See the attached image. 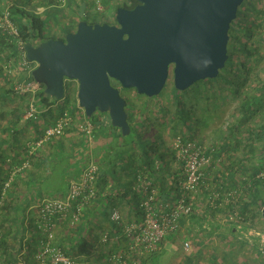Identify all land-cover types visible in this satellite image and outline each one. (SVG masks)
<instances>
[{
	"label": "rangeland",
	"instance_id": "1",
	"mask_svg": "<svg viewBox=\"0 0 264 264\" xmlns=\"http://www.w3.org/2000/svg\"><path fill=\"white\" fill-rule=\"evenodd\" d=\"M67 1L68 5L72 2V8L67 5ZM250 1H252L251 3L253 5H250ZM62 2H65L61 3L62 6L66 5L65 7L54 8L41 14L48 27L46 31L48 37L56 38L59 35L65 37L68 34L67 32H75L77 30L78 21L84 18L88 20V23L98 22L100 24H115L116 10L118 7L125 4L130 5L131 0H86L87 5L85 9L80 7L84 6V0H63ZM262 3H264V0H246L243 3V10L240 7L239 11L241 10V12L245 11L248 13L251 20L254 22L262 21V25L264 26V4ZM99 5L102 7V11L97 10ZM256 32L258 33V30ZM259 32L261 34L259 36L257 34V36L253 37L251 40L242 37L244 34H241L242 43H247L249 46L253 47L258 38L264 39V27L263 30ZM35 35H38V33L36 32ZM258 45L264 57V44ZM17 59V57H14L9 61V64L4 63V65H0L3 66L4 75L6 76H0V93L10 88V86L7 85V79H9L17 85L15 89L17 88V91L25 97L19 98L22 96L20 94L19 96H11L9 99L0 101L1 126L5 125L7 121L3 120V114L13 109H18V111L22 113L23 123L24 121L25 123L28 122L25 119V112L23 111L26 110L30 102L29 96H33V93H23L22 89L28 86V84L24 82V79L27 78L29 72L33 70L34 66L37 64L34 63V65L25 66L23 62H21V64L18 62L17 64ZM239 67L242 69L241 65ZM21 79L23 80L21 81ZM263 79L264 59L260 60L258 64L254 62L252 72L248 75V81L245 83L241 82V84H244L240 89L243 94L239 99L230 92L225 84L220 82L208 83V85L200 86H195V84L187 90L189 91L188 94L186 93L189 96L187 99V110L191 109L193 113L190 126L194 127L196 123H198L197 121H200L202 125L201 130L197 133L196 142L200 143L205 150H215L216 152L214 155V152L212 153L213 156L210 155L212 162L207 169H205L203 187L206 189L205 191L208 190V192L206 194L205 191L202 190V187L200 188L195 197L196 208H194L192 212L196 218L191 219L190 216L186 219L183 225V231L179 234L177 233V236L175 235V241L171 244L165 243L162 251L157 253V255H159L157 260H151L147 264H264V254L262 251L264 243V220L260 203L259 205H254L251 208V213L244 219L241 217L240 209L236 208L234 212H231L227 208L230 202L237 203L240 196L252 200V191H250L248 185H243L241 182L247 181L249 185H251V179L253 178L264 179V168L259 173H257L258 169H255L256 165L264 161V131H260V128L264 129V116H257L254 120L241 128L239 143L236 144L238 140L237 137L231 136V127L238 125L242 118V114L239 110L242 99L245 98L246 95H257V89L263 87ZM20 81L21 84L19 85ZM241 84H239V86ZM66 86L73 88L77 94V82L67 81ZM174 88V77L171 71L168 83L159 96L149 98L144 95H138L135 91H126L122 94L128 103L127 112L131 117L130 120L133 124V130L129 136L124 137L122 134L120 135L119 131L113 128V134L110 138L111 143L107 145L108 149L106 148V153L108 152L107 155L111 160L118 159V157L125 159L126 157H130L133 153L134 156H136V154L139 156L142 152L139 146L144 144L149 150L153 151L157 147L158 152L161 151L167 154V166L169 167L170 165L171 167L168 168V170L174 171L176 170L175 167L180 170L181 167L179 162L172 156L174 151L173 147L178 140V135L171 130L170 125H163L164 119H169L171 114L176 111V101L173 99V96L178 98L182 95ZM194 89H198L200 92L197 93L195 97ZM31 104L32 102L30 105ZM163 108H166L168 111L165 113ZM62 109L63 103L60 107L50 110L49 115L56 114ZM143 116L148 120L143 119ZM44 119L46 118L44 117ZM49 119L51 118L49 117ZM36 122V125H42L43 119H39ZM26 125L30 124L26 123ZM78 128L81 131H86V124L84 123ZM100 131L101 129L95 131V135ZM117 136H121L124 143L119 144ZM32 137L30 139H32ZM55 139L60 140L57 141V144L64 141L63 136L54 138V140ZM143 139L145 141L141 143ZM105 141H108V136L103 140V143H105ZM92 142L93 141L87 136L85 148L82 149L80 154L83 153L84 150H89ZM227 144L229 145L227 146ZM45 145H47V143ZM47 146L43 149L41 148V155L44 157H47V153L45 152ZM47 150L53 152L52 149ZM53 153L55 154V152ZM219 154L221 155L217 159L215 156ZM61 155H58L59 160L58 157L57 159L54 157L52 158L55 161V165L52 164L53 175L49 182L51 184H57L61 180L62 187L67 186L66 173H68V166H66L67 157H65V153ZM94 160H96L95 157ZM117 164L116 162V165ZM229 173H236V179L241 181V191H230V194L225 195L223 193L224 195L220 196L219 190H221L222 187L230 189L233 184L232 178L228 177ZM128 177L131 179L132 174ZM50 183H46L45 187H51ZM262 185L263 186L258 188V191L264 197V182ZM228 195L232 197L234 201H230ZM216 199L220 201V211L218 212H215V209H217ZM232 228H235V233H231ZM53 230L55 237H57L55 226ZM105 233H110V231H106L103 234ZM186 242L190 243L188 251L185 250L184 246ZM114 246L115 244H109V246L103 244L102 251L103 248H107L109 251ZM113 255H116V252ZM117 255H125V252H118ZM127 258L132 262L134 260V257L129 254H127ZM128 260L127 264H129ZM109 263L117 264L119 262L110 261ZM93 264L100 263L94 262Z\"/></svg>",
	"mask_w": 264,
	"mask_h": 264
},
{
	"label": "trees",
	"instance_id": "2",
	"mask_svg": "<svg viewBox=\"0 0 264 264\" xmlns=\"http://www.w3.org/2000/svg\"><path fill=\"white\" fill-rule=\"evenodd\" d=\"M7 1L8 0H0V4H1L0 21L3 18L6 11H8L10 13V20L12 24L18 30L19 37L11 36L8 32L0 29V65H4V63L9 64V61H11V59H13L14 57L18 58L16 60L17 64L18 62L20 64L21 62H23L24 65V62L26 61L28 63L27 65H34V63L29 62L25 58L26 53L24 54L23 51L20 49L19 43L23 42L24 45L26 43H33L35 46H37L42 41L55 37H48L46 35V31L48 27L43 16L41 14L35 13V11L28 9V6L33 0H26V1L15 0L12 1L11 4H7L6 3ZM251 2L252 1H250V5H253ZM138 3L139 2L137 0H131L130 5L125 4L120 7L133 9L136 7ZM7 5H9V7L5 11V7ZM54 5H56L55 0L51 1V3L48 6L51 7ZM243 8L244 5L241 6L242 10ZM82 20L88 22L86 18ZM91 24H94V22H92ZM262 24H263L262 21L260 22L252 21L248 13H246L245 11L241 12L240 10L237 19L231 25V29L229 33L230 43L228 46L229 60L227 62L225 69L220 73L217 79L201 81L196 83L195 86L208 85V83L220 82L225 84L229 88L230 92H232V94L236 96L237 99H239L243 94L240 89L244 84H241V82L245 83L246 81H248V75L252 72L253 63L255 62V64H258L260 60L264 59L261 53V49L258 45V44H264V39L258 38L254 46L252 47L249 46L247 43H242L241 34H244L242 37L251 40L253 37H256L257 34L258 36L261 34L259 31L263 30L264 26ZM257 30L258 33L256 32ZM36 32L38 33V35H35ZM59 39H65V37ZM240 65L242 69L239 67ZM35 67H37V65L34 66L33 69H35ZM0 76H5L3 66H0ZM22 80L23 79H21V81ZM21 81L19 85L21 84ZM24 82L27 83L28 85L31 83L37 84L32 76V72H29V75L27 76L26 79H24ZM239 84L241 85L239 86ZM7 85H9L10 88L7 90L5 89L0 93V101L4 99L5 100L9 99L11 96L14 97L19 96L21 94L19 91H17V88L15 89L17 85L11 82L9 79H7ZM39 87L40 89L35 93V96L34 95L29 96L30 102L28 103L26 110L23 112H25L26 114V112L29 111L30 103L33 102L34 106L40 112L39 119H41L42 117L44 118L47 115V112L45 113L44 111L52 108L57 102H59V100L46 95L44 86L39 85ZM188 92L189 91H186L185 93L179 92V94L182 95L178 98L173 96V99L176 101L175 102L176 111L175 113L171 114L169 119H164L163 121V125H170L171 130L174 131L176 135H178L177 138L180 139L183 143H186L187 141L196 142L197 133L202 128L200 121H197L198 123H196L194 127L190 126V120L193 116V113L191 112V109L187 110V105H188L187 99L189 97L187 95ZM194 93H195L194 94L195 97L197 93L200 92L198 91V89L197 90L194 89ZM24 97L25 96L22 95L19 98H24ZM63 101H64V106L63 109L58 113L57 119L65 112H69L74 121L76 119V112L81 108L79 106L77 94L73 88L66 86L65 99ZM14 110L15 111L13 112V115H10V113H8L10 111L3 114L4 115L2 116L3 120H7V121L5 125L2 126L0 125V131L5 136L4 139L6 138L9 140V142H4V140L0 139V264H41V261L37 259V256L40 253V251L46 247V244L49 241L48 234L44 230L45 220L42 214L38 211L37 207L36 210L33 209L29 210V208L32 206L34 201H31L32 197H29L31 196L29 195V193L28 194L22 193L20 190L21 188L20 186L22 182L20 180L21 179L20 177L21 174L24 173L25 171L21 172L12 181H11V175L15 168H21L25 162L29 161L30 163L31 159L38 157L39 154H41L42 149L41 148L38 149L37 150L38 153L35 152L32 156L29 155L27 149L25 151L26 153L25 159L20 158V153L16 154L17 151H15V148H17V146L16 144L14 145V143H17L15 137L17 138L18 136L16 127H18L20 122L22 121V113L18 111V109H14ZM163 110H165V113L166 111H168L166 110V108H163ZM239 110L242 114L240 123L238 125H234L233 127H231V136H235L238 139L236 144L239 143L240 141L239 138L241 136L240 135L241 128L247 125L252 120H254L257 116L260 115L264 116V84L263 87L257 89V95H253V96L246 95L245 98L242 99ZM53 118H55V116H53ZM83 118L89 121V123L93 127V130L109 129L108 131H111L114 128L111 125L109 116L94 115L92 118H87L86 114H84ZM130 119L131 117L129 115V124L133 130V124L131 123ZM143 119L148 120L146 117L144 118V116ZM27 121H28L27 123L33 125V127L37 126L36 120L30 119ZM114 129L119 131L121 135L120 129L118 128H114ZM261 130L264 131V129L260 128V131ZM42 136L43 134L39 138L41 139ZM38 140L39 139L37 140L35 139L34 141H38ZM144 141L145 140L143 139L141 143ZM228 145L229 144H227V146ZM140 148L142 151L141 158L142 160H144L143 165H145L146 167L141 166V168L137 169L135 167L136 160L131 162L133 164L131 165V168H132L134 182H136L138 176H143L146 179H151L153 186L158 191V200L160 201H162L163 199L167 200L170 197L169 196L170 194H178L179 193L178 185L181 180V175L179 173L172 174L173 178L171 184L165 181L163 175L159 176V174H164V173L169 174L168 173L169 170L167 166L168 164L166 159L167 154L161 151L158 152L157 147L153 151L149 150L147 146L144 144L140 145ZM9 152H12L13 155L14 154L16 155L11 156L9 155ZM212 153L214 155L216 153L215 150L213 151L206 150V154L208 156L210 155L213 156ZM220 155L221 154L215 157L218 159ZM172 156L176 158L175 151H173ZM96 163L99 165L100 161H96ZM99 166L101 171V165ZM263 168H264V161L261 162L259 165L255 166V169H258L257 173H259ZM235 174L229 173L228 177L232 178L233 184L231 185L230 189L229 188L227 189V187L225 188L222 187L221 190H219L220 196H223L224 194L225 195L230 194V191H236V192H238L237 190L241 191V186H240L241 181L239 179H236ZM100 180H101V186L104 189L107 184L106 179L105 177H101L99 173V178H98L99 183ZM220 180L224 181L223 179ZM263 182L264 179L262 180L260 178L251 179V185H249V182L247 181L241 182L243 185H248V188L250 189V191H252L253 194L252 200H248L246 197L240 196L237 203L230 202L227 205L228 210L234 212L236 208L240 209V214L243 219L246 218L247 215L251 213L252 211L251 208L254 205H259L260 203V208L262 210L264 207V197L262 194L259 193L258 188L260 186H263L262 185ZM8 183L10 184L8 187H6ZM61 183H62L61 180L60 183H57V185L59 186L58 188L60 190H65V191L68 190L67 186L69 187V184H67V186L61 187ZM48 188L50 187H46V189ZM202 190L205 191L206 189L202 186ZM49 191L50 190H47L46 192ZM101 192H100V187H98L97 199L90 206L86 207V209L83 211L79 223L72 225L70 221L71 219L70 216L66 220H62L57 215H49L50 216L49 218L51 220L50 221L51 225L55 226V224L58 221L59 222L65 221V223H67L73 231H77V229L84 227V225H86L85 223V220L87 218L86 215H88V212L92 211V210L90 211L91 207L93 206L95 207L99 203ZM207 192L208 190L205 191L206 194ZM117 193L118 191L116 190L114 193L112 192L111 194H108V199L110 200L109 204H112V201L116 200L115 198L118 197ZM135 194H136L135 198H138L140 200L139 203L140 217L138 218L140 220L143 217V210L140 205L144 197L140 193L136 192ZM195 197L196 196H194L192 202L193 209L196 208ZM228 197L230 201H234L233 198L230 197L229 195ZM215 201L217 204V209H215V212H218L220 211L219 209L220 201L219 199H216ZM40 202L41 200L37 201V205H39ZM111 206H115V205H111ZM189 217H187L186 219H188ZM190 218L194 219L196 218V216L191 214ZM186 219L182 220L181 228L177 232L178 234L183 231V225ZM131 222L132 221H130L127 224H130ZM112 224L116 228L114 227L113 232L109 233L110 238L115 237L117 234L119 235V232H117L118 229L123 231L124 228L123 225L121 227H117L115 223L112 222ZM234 229L235 228L231 229V233H235ZM177 233L166 236L164 240V244L173 243L176 239V236L178 235ZM124 238L127 239L125 236ZM73 240H75V242H73V245L74 243L75 245L73 247H67L62 243L61 239L57 236L54 237V240H52L51 246L59 247L66 255L79 259L82 264H86L94 255L95 245L82 235L79 236L78 239H73ZM113 254L110 256V258H112ZM127 254L134 257L133 262L128 260ZM153 255H156V259L158 258L157 253ZM153 255H148L143 257H140L138 255H133L130 253V248H129L128 252H125L124 257L126 261L127 260L129 261V264H133L135 261L140 262V264H146L145 263L146 260L152 257ZM46 260H47V264L51 263L49 257H47ZM117 264H121V263H117Z\"/></svg>",
	"mask_w": 264,
	"mask_h": 264
},
{
	"label": "water",
	"instance_id": "3",
	"mask_svg": "<svg viewBox=\"0 0 264 264\" xmlns=\"http://www.w3.org/2000/svg\"><path fill=\"white\" fill-rule=\"evenodd\" d=\"M137 1L133 9L116 10L115 25L82 20L65 39L24 47L26 59L37 64L32 76L46 95L62 101L66 82H77V99L87 118L107 113L124 137L132 132L128 103L111 80L154 98L165 89L171 71L179 92L217 79L229 60L231 25L246 0Z\"/></svg>",
	"mask_w": 264,
	"mask_h": 264
},
{
	"label": "built area",
	"instance_id": "4",
	"mask_svg": "<svg viewBox=\"0 0 264 264\" xmlns=\"http://www.w3.org/2000/svg\"><path fill=\"white\" fill-rule=\"evenodd\" d=\"M97 10L102 11V7L99 5ZM0 29L8 32L11 36L19 37L18 30L12 24L8 11H6L0 21ZM19 46L25 54L24 43L20 42ZM27 64L25 61L24 65L29 66ZM39 89V85L31 83L25 89H22V92H31L35 96V93ZM39 114L40 112L32 102L29 111L25 114V119L37 121V119L39 120ZM84 123L86 124V132L89 138H91L93 127L87 120ZM72 124V116L69 112H65L54 124H51L44 130L41 139L32 141L29 144V155L32 156L38 149L54 140V138L63 136L65 130L71 127ZM173 149L176 159L181 165L183 174L178 185L179 193L176 195L173 203L158 200V191L153 186L151 179H146L143 176H138V179H136L134 190L144 197L140 205L143 210V217L138 221L126 224L123 228V235L129 240L130 253L133 255L143 257L161 252L166 236L177 233L181 228L182 220L191 216L193 212V198L204 184L205 169L212 162V158L206 154L204 147L198 142L187 141L183 143L178 139ZM29 167L30 163L28 161L21 168H15L11 175V181ZM99 173V165L93 157L90 158L82 170L81 178L70 181L64 199L46 198L37 206L38 211L45 220L44 230L48 234L49 239L46 247L37 256L41 264H47V257L50 258V264H82L79 259L66 255L59 247L51 246L55 235L53 230L54 225H51L49 215H57L62 220H66L70 216L72 225L79 223L83 211L98 197ZM111 221L117 227L123 225L121 213L117 209L112 210ZM120 238L121 236L118 234L110 238L109 233H105L101 237V243L107 245L117 244ZM184 246L185 250L188 251L190 243L186 242ZM124 256L113 255L110 261L127 264ZM133 264H140V262L135 261Z\"/></svg>",
	"mask_w": 264,
	"mask_h": 264
},
{
	"label": "crops",
	"instance_id": "5",
	"mask_svg": "<svg viewBox=\"0 0 264 264\" xmlns=\"http://www.w3.org/2000/svg\"><path fill=\"white\" fill-rule=\"evenodd\" d=\"M12 1H15V0H8L6 3L11 4ZM22 1H26V0H22ZM51 1L53 0H33L28 6V9L35 11V13L37 14H42V13L44 14L47 11L52 10L54 8L66 6V5L65 6L61 5V3H65V2H62L63 0H55L56 5L50 7L48 5L51 3ZM84 1H85V3L83 2L84 6H80V7L85 9L87 2L86 0ZM71 4L72 2L68 5V1H67V5L70 8H72L73 6ZM8 7L9 5L5 7V11L8 9ZM79 22L80 21H78L77 26ZM71 32H74V31H71ZM71 32H67V33H71ZM57 38L59 39V38H64V37L59 35L58 37H56V39ZM62 103L64 106V101L62 100V101L57 102L52 108L44 111L45 113L47 112V115L45 117L46 119L43 118L42 125L40 124L39 126L37 125L36 127H33V125L31 124L26 125L27 122L25 123L24 121L23 123V121H21L19 126L16 127L18 136L17 138L15 137V140L17 143H14V145L16 144L17 148H15V151H17L16 154L20 153L21 159L23 158L25 159L26 157L25 151L27 149L29 152L28 147H29V144L32 142L31 140L34 141L35 139L36 140L40 139L39 137H41V135L43 134L44 129L50 126L51 124L55 123L59 112L53 115L52 114L49 115V111L54 108L56 109L60 107ZM14 111L15 110L13 109V110H10V112L8 113H10V115H13ZM84 114L85 112L82 109L76 112V119L73 121V124L71 125V127L66 129L63 135L65 142L62 141V143L59 142L57 144V141H60L59 139L50 141L47 144L48 146L45 145L47 146V148L45 149V152L47 153L46 155L47 157H44L41 154H39L38 157L31 159L30 167L24 173L21 174L20 180L22 182H21L20 190L22 193H26V194L29 193V195H31L29 197H32L31 201H34V202L32 206L29 208V210L31 209L36 210V207L38 206L37 201L39 200L42 201V199H46L48 197L64 199L68 191V190L66 191L60 190L59 188L57 189V187H59L57 184H51L49 182L50 177H52L53 175L52 166L55 165L54 163L55 161L54 159H52L53 157L57 159L58 155L65 153V157H67L66 166H68V173H67L68 183L67 184H69L71 180H79L81 178L82 170L84 169L87 161L90 158L95 157L96 161H100V164H99L101 165L100 176L105 177L107 184L105 188L103 189L101 186V180H100V183L98 182V187H100V192L101 191L103 192H101L100 194L99 203L95 207L94 206L91 207L90 211L91 210L92 211L88 212V215H86L87 216L85 220L86 225H84V227L80 229H77V231H73L69 227V225L65 223V221H62V222L58 221L55 224V230L57 232V236L61 239L62 243L66 245L67 247H73L75 245V243L73 245V242H75V240L73 239H78V237L81 235L87 238L90 242H92L95 245L94 255L89 260V262H87L86 264H93L94 262H98L100 264H110L109 263L110 262L109 260L111 259L110 256L115 252L116 254L118 252L119 253L128 252L130 243L128 239L124 238L123 231L118 229L117 232H119V235L121 236L118 243L115 244V246L112 247V249H110L109 251L107 248L106 249L103 248V251H102V247H103V244L101 243L102 234L106 231L113 232L114 230L115 226L112 224V221H111V214H112L113 209H117L121 213L123 227L130 221L133 222L135 220H139L138 218L140 217L139 216L140 200L138 198H135L136 191L134 190L135 182L133 180V173H132V168H131V165L133 164L131 162L136 160L135 167L137 169L141 168V166L143 167H146V166L143 165L144 160H142L141 158L142 152L139 156L137 154L136 156H134V153H133L130 156L132 158L126 157L125 159H123L121 157H118V159L117 158L115 160L113 159L114 161L111 160L109 156L107 155L108 152L106 153V148L108 149L107 145L111 143L110 138L112 137V134H113L112 130L108 131L109 129L101 130L96 135L94 132L97 130L96 129L92 130L93 139H92V136L90 138V140L93 141L92 145L89 150H84V152L80 154L82 149L85 148L86 137L88 136L86 131H81L78 128L81 125H83L84 122L86 121V119L83 118ZM51 116L52 118L53 116H55V118L52 119ZM49 117L51 119H49ZM107 136H108L109 142L105 141V143H103V140H105ZM4 137L5 136L0 131V139L4 140V142H9V140L6 138L4 139ZM31 137L32 139H30ZM117 139H118L117 141L119 144L124 143L121 136H117ZM47 149H52L53 152H55V154L52 151L47 150ZM36 153H38V151H36ZM16 154L13 155L12 152H9V155L11 156H15ZM58 160H59V157H58ZM116 162L118 163L117 165H116ZM168 168H171L170 165ZM175 168L176 170L174 171L169 170L168 172L169 174L164 173V174H159V176L163 175L165 181L171 184L172 178H173L172 174L179 173L181 175V178L183 177L181 168L180 170L177 167ZM131 174H132V178L130 179V177L128 176ZM46 183H50L51 187L46 189L45 187ZM47 190H50L52 192L50 191L46 192ZM116 190L118 191L117 193L118 197L115 198L116 200L112 201V204H109L110 200L108 199V194H111L112 192L114 193ZM176 195L177 194H170L169 195L170 197L167 200L163 199L161 202L173 203L175 201ZM111 205H115V206H111ZM107 246H109V244ZM151 260H157L156 255H153L152 257L148 258L145 263L147 264Z\"/></svg>",
	"mask_w": 264,
	"mask_h": 264
},
{
	"label": "flooded vegetation",
	"instance_id": "6",
	"mask_svg": "<svg viewBox=\"0 0 264 264\" xmlns=\"http://www.w3.org/2000/svg\"><path fill=\"white\" fill-rule=\"evenodd\" d=\"M139 4V3H138ZM137 4V5H138ZM136 5V6H137ZM115 24H116V19H115ZM115 24H111V25H115ZM111 82H112V85L114 86V87H116V88H119L120 89V93H121V95L122 94H124V92H126V91H135V93H137V91L135 90V89H124L123 87H121L119 84H118V82H116L115 80H111ZM138 94V93H137ZM139 95V94H138ZM123 96V95H122ZM124 97V96H123ZM141 97V96H140ZM96 115H108L107 113H96Z\"/></svg>",
	"mask_w": 264,
	"mask_h": 264
}]
</instances>
